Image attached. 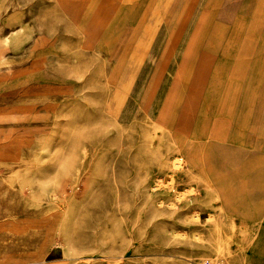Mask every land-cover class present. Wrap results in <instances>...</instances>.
I'll return each mask as SVG.
<instances>
[{
  "label": "rangeland",
  "instance_id": "374dc122",
  "mask_svg": "<svg viewBox=\"0 0 264 264\" xmlns=\"http://www.w3.org/2000/svg\"><path fill=\"white\" fill-rule=\"evenodd\" d=\"M249 205L264 0H0V264H264Z\"/></svg>",
  "mask_w": 264,
  "mask_h": 264
},
{
  "label": "bare ground",
  "instance_id": "6f19581e",
  "mask_svg": "<svg viewBox=\"0 0 264 264\" xmlns=\"http://www.w3.org/2000/svg\"><path fill=\"white\" fill-rule=\"evenodd\" d=\"M183 161V158L181 157H177L174 162H173V166L174 168H182V162ZM207 185V189L210 193H215L217 194L218 196L217 197H222L224 198V203L228 204V200L226 198V195L224 194L225 193V189L223 185L221 188H219V190L216 188V186L213 184L212 181H210V179L207 181L206 183ZM223 189V190H222ZM264 214V210L263 209H260V207H257V206H251L249 205V207H247V209L244 211V215L247 216L248 218H251V219H256V220H259L262 218ZM243 223V222H242Z\"/></svg>",
  "mask_w": 264,
  "mask_h": 264
}]
</instances>
